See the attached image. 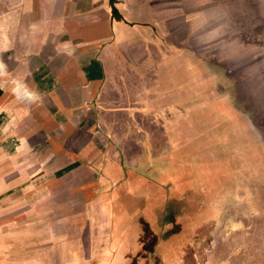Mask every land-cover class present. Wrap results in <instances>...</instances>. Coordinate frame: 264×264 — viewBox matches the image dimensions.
<instances>
[{
    "label": "crops",
    "instance_id": "crops-1",
    "mask_svg": "<svg viewBox=\"0 0 264 264\" xmlns=\"http://www.w3.org/2000/svg\"><path fill=\"white\" fill-rule=\"evenodd\" d=\"M162 3L0 0V218L64 187L80 194L70 201L101 202L118 228L157 191L142 170L162 164L140 123L178 105L180 56L164 45L180 40L179 14ZM1 228L0 264H134L125 255L134 229Z\"/></svg>",
    "mask_w": 264,
    "mask_h": 264
},
{
    "label": "rangeland",
    "instance_id": "rangeland-1",
    "mask_svg": "<svg viewBox=\"0 0 264 264\" xmlns=\"http://www.w3.org/2000/svg\"><path fill=\"white\" fill-rule=\"evenodd\" d=\"M161 6L179 14L180 40L164 45L178 46L180 56L172 69L178 105L163 107L161 122L140 123L162 164L142 170L159 186L149 193L156 202H139L137 216L129 208L127 223L117 228L101 202L70 201L79 192L56 187L51 202L19 203L14 216L0 218V229H143L153 249L142 251L129 234L133 244L125 252L140 250L141 264L143 255L149 264H264V0H163ZM83 190L93 193L90 185Z\"/></svg>",
    "mask_w": 264,
    "mask_h": 264
},
{
    "label": "trees",
    "instance_id": "trees-1",
    "mask_svg": "<svg viewBox=\"0 0 264 264\" xmlns=\"http://www.w3.org/2000/svg\"><path fill=\"white\" fill-rule=\"evenodd\" d=\"M149 198H151V201L153 200V202H156V200H155V198H152V197H149ZM156 213H157V210H156ZM153 215V214H152ZM174 224V223H173ZM143 229H134V238H135V242L136 243H139V244H141V247H139L142 251H144V250H146V249H148V251H150V250H152L153 248H147L146 246H148V245H146V244H149L150 242H149V231H142ZM151 230H153V229H151ZM150 230V231H151ZM155 231L153 232V235L156 237V234H158V233H156V230L157 229H154ZM174 235H175V233H172V232H170L167 236H166V240L167 241H169V244L171 243V242H174ZM148 242V243H147ZM133 243V242H132ZM167 245V247H169L170 245ZM146 245V246H145ZM150 246H151V244H150ZM168 249V248H167ZM140 251V250H139ZM139 251H138V253H136L135 255H131L129 252H127V253H125V255L127 256V257H130V259L134 262V264H141L140 262H139V258H138V255H140V253H139ZM147 251V252H148ZM141 252V251H140ZM145 254H147V253H145ZM132 257V258H131ZM141 259H143V260H146V262H148V263H143V264H149V261H148V258H147V256L145 255H143L142 257H140ZM155 262H157V264H164V262H163V259H159V260H155Z\"/></svg>",
    "mask_w": 264,
    "mask_h": 264
}]
</instances>
